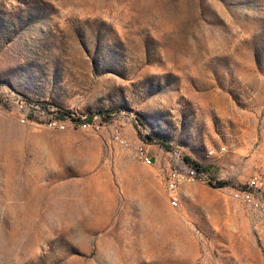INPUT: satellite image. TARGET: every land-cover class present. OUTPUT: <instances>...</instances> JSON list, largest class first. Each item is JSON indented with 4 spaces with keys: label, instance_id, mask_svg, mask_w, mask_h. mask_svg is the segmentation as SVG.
<instances>
[{
    "label": "rangeland",
    "instance_id": "rangeland-1",
    "mask_svg": "<svg viewBox=\"0 0 264 264\" xmlns=\"http://www.w3.org/2000/svg\"><path fill=\"white\" fill-rule=\"evenodd\" d=\"M253 177L264 0H0V264H264Z\"/></svg>",
    "mask_w": 264,
    "mask_h": 264
},
{
    "label": "built area",
    "instance_id": "built-area-1",
    "mask_svg": "<svg viewBox=\"0 0 264 264\" xmlns=\"http://www.w3.org/2000/svg\"><path fill=\"white\" fill-rule=\"evenodd\" d=\"M82 126L84 128L87 127V123H83ZM136 152L144 162H151L150 156L146 153L143 147H137ZM203 170L204 169L197 168L194 165L188 166L185 170V177L186 174H195L197 177H208ZM177 171L182 170L180 168L173 167L163 173L165 187L167 188L169 197H171L176 207L178 206L176 200V184L185 182V179H174V172ZM262 190V184L259 179L257 177H253L245 183V185L236 187V190L232 191V197L235 200L249 206L264 217V200L262 199Z\"/></svg>",
    "mask_w": 264,
    "mask_h": 264
},
{
    "label": "trees",
    "instance_id": "trees-1",
    "mask_svg": "<svg viewBox=\"0 0 264 264\" xmlns=\"http://www.w3.org/2000/svg\"><path fill=\"white\" fill-rule=\"evenodd\" d=\"M59 112H60L61 114H63V115L71 114V113H69V111H64V110H62V109H60ZM188 160H190V159L188 158ZM191 162H192V165H194V166L197 167V168H204L200 163H197L196 161H191Z\"/></svg>",
    "mask_w": 264,
    "mask_h": 264
},
{
    "label": "bare ground",
    "instance_id": "bare-ground-1",
    "mask_svg": "<svg viewBox=\"0 0 264 264\" xmlns=\"http://www.w3.org/2000/svg\"><path fill=\"white\" fill-rule=\"evenodd\" d=\"M174 173H178V172H174ZM191 175H195V174H191ZM171 198V197H170ZM175 205V204H174Z\"/></svg>",
    "mask_w": 264,
    "mask_h": 264
}]
</instances>
